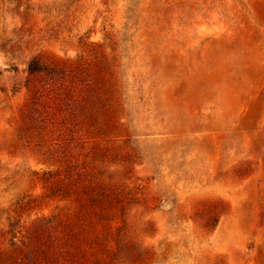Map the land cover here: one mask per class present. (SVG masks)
I'll list each match as a JSON object with an SVG mask.
<instances>
[{
  "label": "rangeland",
  "instance_id": "rangeland-1",
  "mask_svg": "<svg viewBox=\"0 0 264 264\" xmlns=\"http://www.w3.org/2000/svg\"><path fill=\"white\" fill-rule=\"evenodd\" d=\"M39 56L78 66L92 124L62 130ZM28 81L58 124L29 118ZM66 164L136 264H264V0H0V246L9 222L77 214L82 187L51 191Z\"/></svg>",
  "mask_w": 264,
  "mask_h": 264
},
{
  "label": "trees",
  "instance_id": "trees-1",
  "mask_svg": "<svg viewBox=\"0 0 264 264\" xmlns=\"http://www.w3.org/2000/svg\"><path fill=\"white\" fill-rule=\"evenodd\" d=\"M75 73H73V71ZM29 75H42L50 84H58L63 91L64 109L66 118L59 116L53 98L38 88L26 84L30 92L28 116L30 119L45 124H58L67 130L69 125L77 127V130L95 119V108L90 97H97V91L93 88L90 97L82 99L83 103L77 102L70 105L69 101L74 98L70 82L73 77L86 84V78L79 72L78 66H72L68 60L53 57L39 56L33 58L27 64ZM51 92V89H49ZM68 119V120H67ZM66 120V122H64ZM66 126V127H65ZM92 127V126H91ZM70 164H66L63 173L53 179L51 191L63 196L75 194L82 187L84 195L76 198L77 214L74 216H50L41 219L29 228L17 225V222H9L7 245L0 246V264H112L121 259L130 260L136 264L138 259L144 258L146 251L142 249L131 253L128 241L118 240L119 226L115 229L109 225L116 216H91L96 215L99 208L113 207L111 197L105 195V189L99 187L98 193H92L94 186L91 182L77 186L82 181V173L73 171ZM79 181L71 179L73 174ZM115 232L113 233V231ZM135 247H132L134 250ZM137 250V249H136ZM139 252V253H137Z\"/></svg>",
  "mask_w": 264,
  "mask_h": 264
}]
</instances>
